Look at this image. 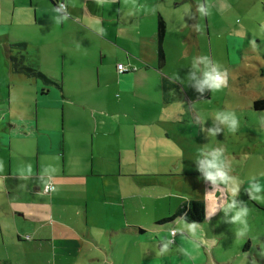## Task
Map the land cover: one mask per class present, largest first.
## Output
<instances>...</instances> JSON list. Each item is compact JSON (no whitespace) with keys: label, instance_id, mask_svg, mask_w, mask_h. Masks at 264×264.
I'll return each instance as SVG.
<instances>
[{"label":"crops","instance_id":"crops-1","mask_svg":"<svg viewBox=\"0 0 264 264\" xmlns=\"http://www.w3.org/2000/svg\"><path fill=\"white\" fill-rule=\"evenodd\" d=\"M64 3L62 14L67 18L57 22L56 0H0V26H6L1 39L9 43V76L1 79L0 88V206L22 226L14 230L17 239L36 237V244L47 237L52 240L44 242L74 241L81 250L78 232L92 234L100 229L117 239L126 238L139 249L136 256L133 253L127 258L130 253H126L125 259L115 260L109 259L105 245L106 264L110 260L117 264H264V256L259 255V248H264V201L248 200L244 191L253 175L264 184V110L253 108V101L264 99V71L254 64L255 68L248 67V101L243 100L242 105L236 101L230 107L211 105L205 101L210 98L206 92L201 96L191 86L172 79L176 75L183 78L191 61L207 54L208 21L212 20L210 25L218 37L220 18L224 21L238 3ZM201 4L208 8V15L196 11ZM257 4L258 0L248 1V20L252 22L257 19L254 10L264 12ZM186 7L191 9L190 17L181 15ZM159 20L165 26L161 46ZM230 24L235 34H227L235 39L228 41L246 36L236 27L237 20ZM16 26L17 30L11 29ZM230 48L233 46L226 42L228 65L235 67L241 64L242 58L236 56L242 51L235 49V56ZM209 49L212 52L211 42ZM13 59L27 71L14 69ZM118 64L128 71L120 74ZM235 72L244 75L242 70ZM14 73L18 75L12 76ZM253 77H257V88L252 85ZM221 110H236L248 117L244 119L248 139L241 140L248 147L228 140L222 145L233 174L242 182L239 198L250 209L253 239L244 241L235 238L234 226L222 219V213L207 216V208L214 206L217 197L226 200L230 193L213 189L201 178L194 161L204 148L202 119ZM209 126L210 118L204 122L205 128ZM221 134H217L219 139L210 138L208 145H221ZM224 134L229 133L225 130ZM26 164L33 169L29 179L18 175ZM45 168L55 172L46 175ZM48 183L55 191L44 193ZM38 195L47 196V202H38ZM17 196L25 198V203L21 198L15 201ZM192 200L202 202L205 209L204 220L198 222L203 229L201 248L184 255L182 249L188 242L176 234L169 252L156 255L160 241L171 239V232L181 224L178 215ZM126 219L136 226L125 227ZM141 243L144 247L140 249ZM150 244L154 247H146ZM120 248L128 247L121 244Z\"/></svg>","mask_w":264,"mask_h":264},{"label":"rangeland","instance_id":"rangeland-1","mask_svg":"<svg viewBox=\"0 0 264 264\" xmlns=\"http://www.w3.org/2000/svg\"><path fill=\"white\" fill-rule=\"evenodd\" d=\"M235 1L238 3L236 9H233L230 14L224 16V21L222 18H220V21H222V25H217V28H219L218 30H220V35L218 37L214 35V30L210 25L212 23V20L210 19L208 21L210 32L208 35L206 34L208 51L206 55L212 58L213 60L218 61L226 70L228 76V86L226 88L214 93L206 91V96H209L210 98H206L205 101L215 106L225 105V107H230L234 106L236 101H238L239 105L243 104V100L248 101V67L251 66L255 68L253 66L254 64L256 67L260 68L261 71H264V12L260 10H254L253 15H255L257 19L256 21L252 22L251 19L248 20V1L249 3H251L252 0ZM260 2H264V0H258L257 4V6H260L264 10V5H262V3ZM235 20H237L238 23L236 27L242 28L246 36L240 35L238 36L239 39L237 38L240 41L235 40L234 42H230L228 40L231 38L235 39V37L228 35L227 33L230 32L231 34H235L233 30V24H230L234 23ZM0 21H2V19ZM248 26L252 31V36L250 37H248ZM9 28L10 26H8V29ZM11 29L17 30V26ZM5 32L6 26L4 24H1L0 88H2L3 86V82L1 79H4L9 76L7 69V49H9V43L4 42L1 39L4 36ZM210 42L212 52L209 49ZM226 42H228L231 47L233 46V49L230 48L231 54L236 56L238 52H235V49L240 52L242 51L241 54L236 56H240L242 58L241 64H236L237 66L235 67L228 65L229 61L227 59V50L225 49ZM257 62L261 63L262 66L258 65ZM28 69L30 70L29 67ZM31 69L34 68L31 67ZM235 69L242 70L244 75L236 74L235 71L237 70ZM17 75L15 73L12 74V76ZM256 80L257 77H253L251 81L254 88H257L256 85H258L256 83ZM9 81L10 80L6 81V83L4 84V88H7ZM236 110L244 111L245 107H236ZM236 110H234V112H236ZM2 111L3 110H0V112ZM237 114L240 117V125L242 126V128L238 131L239 134H221V145L226 144V140H228L231 144L237 143L239 145H244V143H241V140L248 139V124L247 122H244V119H248V117H245L243 113ZM217 138L219 139L218 135ZM212 139L215 138L213 137ZM214 141L215 140H213V142ZM206 145H208V138L205 136L204 147ZM244 146L248 147V145ZM227 148L231 151V148L229 146ZM190 167L192 166L190 165ZM236 173L239 174L240 172L237 171ZM23 193L26 194L27 192L24 190ZM207 193L211 195V192L207 191ZM1 196L2 193L0 194V197ZM11 197L13 198V194L11 195ZM19 198L22 199L21 202L24 204L26 199L20 196H17L15 201H17ZM36 200L41 204H45L48 198L47 196L38 195ZM2 203L4 206V201H2ZM53 220L57 221L55 218H53ZM140 221L145 223V221L149 222L150 220ZM131 222L132 221L128 219L123 220V224L125 227L131 226ZM21 227L22 226L18 224L16 219H14L11 214L6 213V210L0 206V264H106L107 262H105V251L103 249L105 245H108L105 250H107L108 252L109 259L115 260L119 257H123L125 259L126 253H130V255L127 254V258L132 257L133 253H135L136 256V253L139 250L138 248H136V246H133L131 244V241H127L126 238L117 239V236H113L111 232L103 234L100 229L93 231L92 234L88 230H82L81 232H78L77 241L79 242V245H81V250L76 249V247L74 246V241H72V243H65L60 241H58L59 243L57 241L56 243H52L51 241L44 242L45 240H50V237H47L43 239V241H41L40 243L36 244L34 242L37 241L36 237L34 239H29L28 236H24L25 239H17V234L14 232V230L18 228L20 229ZM24 228L27 231L30 230V228ZM26 239H29V241H26ZM90 244H93V246L91 245L92 249H90L89 247ZM121 244H123L125 247H128L127 250H121ZM140 245V249L144 247V244L141 243ZM146 247L153 248L154 244L147 245ZM93 250H95V252H93ZM90 253L91 255H89ZM155 254L159 255V252L156 253L155 251ZM90 258L94 260H90ZM108 264L117 263H113L110 260Z\"/></svg>","mask_w":264,"mask_h":264},{"label":"clouds","instance_id":"clouds-1","mask_svg":"<svg viewBox=\"0 0 264 264\" xmlns=\"http://www.w3.org/2000/svg\"><path fill=\"white\" fill-rule=\"evenodd\" d=\"M63 5L54 7V11L58 13L57 22L66 19L62 14ZM196 11L203 16L208 15V8L201 4ZM182 17L191 16L190 7L182 10ZM188 72L181 78L179 75L173 77V80H180L181 83L189 85L199 95L207 91L214 93L228 86V76L226 70L218 62L206 55L195 57L188 66ZM175 114V113H174ZM211 119V126L205 128L204 122ZM202 127L200 130L208 138L217 137V134L224 135L225 130L228 133H237L240 129V119L234 111L221 110L206 116L202 119ZM195 166L200 173L201 178L209 182L213 189H227L230 195L226 200L217 197L214 206L209 210L207 208V216L210 218L217 212L222 213V219L234 226V236L237 240L244 241L247 238L253 239L252 229L248 222L249 206L245 200L240 199L242 182L233 174V165L225 154V147L222 145H206L200 150L194 159ZM3 165L0 164V169ZM44 173L51 175L55 172L54 168H45ZM20 178L29 179L33 175L31 165L26 164L18 171ZM248 188L244 189L247 193L248 200L264 201V184L258 182L255 175L251 176L248 181ZM49 190L46 188V191ZM50 190L55 191V188ZM181 224L171 232V239L165 237L160 241L159 255L163 256L170 250L176 234L188 242V247L182 249L184 255H191L198 252L202 246L203 229L200 223L189 221L186 214L180 216ZM259 236V235H258ZM258 236L255 239H258ZM259 255L264 256V248H259Z\"/></svg>","mask_w":264,"mask_h":264},{"label":"trees","instance_id":"trees-1","mask_svg":"<svg viewBox=\"0 0 264 264\" xmlns=\"http://www.w3.org/2000/svg\"><path fill=\"white\" fill-rule=\"evenodd\" d=\"M56 4H57V2H56ZM164 33H165L164 23L162 20H159L158 21V43H159V46H161ZM158 54H159V57L162 58L163 54H162L160 47H159ZM13 62H14V64H12V65H14V69H16L18 71H22V70L27 71V70H25L24 66L22 67V65L20 64V62L18 60L16 61V59H13ZM253 108L255 110H264V99H257L255 101H253ZM204 210H205L204 204L202 202L192 200V201H190L186 210L183 211L178 216L186 214L187 219L189 221L201 222L205 218ZM172 217H177V216H176V214H174Z\"/></svg>","mask_w":264,"mask_h":264},{"label":"built area","instance_id":"built-area-1","mask_svg":"<svg viewBox=\"0 0 264 264\" xmlns=\"http://www.w3.org/2000/svg\"><path fill=\"white\" fill-rule=\"evenodd\" d=\"M56 2H57V4H58V6H59V5H63V6H64L62 10L65 9V3H64V0H56ZM117 70H118V72H119L120 74H122V73H124V72H127V71H128V68L125 67V66L122 65V64H118V65H117ZM46 188H48L49 190L46 191ZM51 188H53L52 183H48V184H46V185L44 186V188H43L44 193H50V192L52 191V190H50Z\"/></svg>","mask_w":264,"mask_h":264}]
</instances>
